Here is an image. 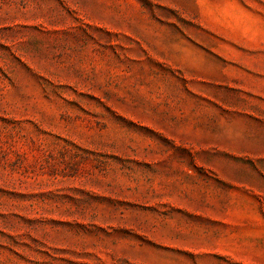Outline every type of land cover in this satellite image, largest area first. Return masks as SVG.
<instances>
[{
  "label": "rangeland",
  "instance_id": "374dc122",
  "mask_svg": "<svg viewBox=\"0 0 264 264\" xmlns=\"http://www.w3.org/2000/svg\"><path fill=\"white\" fill-rule=\"evenodd\" d=\"M0 264H264V0H0Z\"/></svg>",
  "mask_w": 264,
  "mask_h": 264
}]
</instances>
